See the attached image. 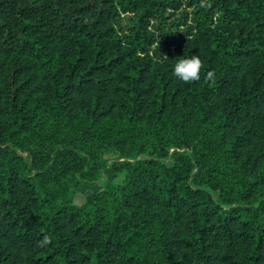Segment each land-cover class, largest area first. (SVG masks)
Listing matches in <instances>:
<instances>
[{"label":"trees","instance_id":"trees-1","mask_svg":"<svg viewBox=\"0 0 264 264\" xmlns=\"http://www.w3.org/2000/svg\"><path fill=\"white\" fill-rule=\"evenodd\" d=\"M0 264H264V0H0Z\"/></svg>","mask_w":264,"mask_h":264},{"label":"clouds","instance_id":"clouds-1","mask_svg":"<svg viewBox=\"0 0 264 264\" xmlns=\"http://www.w3.org/2000/svg\"><path fill=\"white\" fill-rule=\"evenodd\" d=\"M179 57L173 66L172 75L183 82L198 81L201 78V70L203 68V61L200 56L191 54ZM207 75L211 78L213 73L209 71Z\"/></svg>","mask_w":264,"mask_h":264},{"label":"rangeland","instance_id":"rangeland-1","mask_svg":"<svg viewBox=\"0 0 264 264\" xmlns=\"http://www.w3.org/2000/svg\"><path fill=\"white\" fill-rule=\"evenodd\" d=\"M75 203H77V197H76V199H75Z\"/></svg>","mask_w":264,"mask_h":264}]
</instances>
